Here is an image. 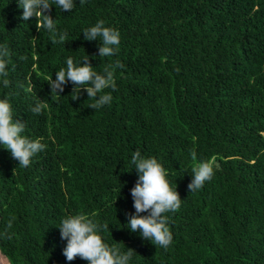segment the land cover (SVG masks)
Returning <instances> with one entry per match:
<instances>
[{
    "label": "trees",
    "instance_id": "obj_1",
    "mask_svg": "<svg viewBox=\"0 0 264 264\" xmlns=\"http://www.w3.org/2000/svg\"><path fill=\"white\" fill-rule=\"evenodd\" d=\"M22 13L18 0H0V44L10 50L0 99L46 149L22 168L0 145V252L9 263L88 264L66 259L58 228L85 214L109 225V245L136 251L130 264H264V0H76L70 12L52 6L67 33L56 44ZM99 20L120 32L114 56L99 57L101 42L84 39ZM87 55L97 72L124 65L117 90H106L111 104L98 110L86 91L72 100L71 82L54 95L48 82L68 57ZM38 100L47 103L42 115L30 111ZM137 150L157 158L182 199L168 213L167 250L127 227ZM204 160L219 168L189 192L192 167Z\"/></svg>",
    "mask_w": 264,
    "mask_h": 264
},
{
    "label": "clouds",
    "instance_id": "obj_2",
    "mask_svg": "<svg viewBox=\"0 0 264 264\" xmlns=\"http://www.w3.org/2000/svg\"><path fill=\"white\" fill-rule=\"evenodd\" d=\"M83 5L85 0H79ZM19 7L23 9V21L36 18L38 31L41 28L51 33L52 43H64L67 40L66 32H58L56 19L51 15L52 6L62 9L64 12L72 11L76 6V0H18ZM84 39L87 41L99 40V57H111L117 54L121 42L119 30L106 27L103 20H99L94 26L83 29ZM58 37V38H57ZM10 50L7 45L0 44V82L4 88L10 86L9 63ZM95 57L88 55L79 63H74L72 57H68L66 68L56 72L55 79L48 82L51 94H60L65 85L71 82L74 85L72 100L80 97L81 91H86L88 97L94 103L88 107L98 110L105 105H110L113 97L111 91L117 90L115 72L124 68L119 61L109 63L103 68V72H97L90 60ZM26 59V57H21ZM111 91H106V90ZM30 90V89H29ZM99 94V99L97 95ZM47 108V103L38 100L30 109L33 114L42 115ZM13 105L8 98L0 99V145L8 150L11 158L19 162V166L27 168L32 164L33 158L46 149L41 139H31L24 135L26 123L14 119ZM192 161H197V155L191 153ZM131 162L139 174L135 187L131 189L134 199L135 214L128 216L127 227L132 232L139 231L140 236L151 241L157 248L167 250L173 243V233L169 227L170 217L168 213H174L181 208L182 199L177 187L172 186L167 179L168 170L155 157H143L139 150L132 155ZM219 168L213 160H204L195 163L192 167V180L188 185L189 192L201 190L206 182H210ZM141 213H148L141 215ZM8 228L12 227L9 221ZM59 230L61 239L67 241L63 249V255L68 261L77 257L88 264H130L136 252L128 248L122 251L116 244L109 245L105 242L102 233L109 231L107 223L100 224L85 214L69 215L62 219ZM10 239L7 232L3 234Z\"/></svg>",
    "mask_w": 264,
    "mask_h": 264
},
{
    "label": "bare ground",
    "instance_id": "obj_3",
    "mask_svg": "<svg viewBox=\"0 0 264 264\" xmlns=\"http://www.w3.org/2000/svg\"><path fill=\"white\" fill-rule=\"evenodd\" d=\"M0 264H10L7 260V257H5L4 255L2 256L0 254Z\"/></svg>",
    "mask_w": 264,
    "mask_h": 264
},
{
    "label": "rangeland",
    "instance_id": "obj_4",
    "mask_svg": "<svg viewBox=\"0 0 264 264\" xmlns=\"http://www.w3.org/2000/svg\"><path fill=\"white\" fill-rule=\"evenodd\" d=\"M2 256H3V254L2 253H0ZM9 262V261H8Z\"/></svg>",
    "mask_w": 264,
    "mask_h": 264
},
{
    "label": "water",
    "instance_id": "obj_5",
    "mask_svg": "<svg viewBox=\"0 0 264 264\" xmlns=\"http://www.w3.org/2000/svg\"><path fill=\"white\" fill-rule=\"evenodd\" d=\"M1 253V252H0ZM6 257V256H5Z\"/></svg>",
    "mask_w": 264,
    "mask_h": 264
}]
</instances>
